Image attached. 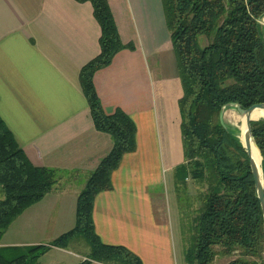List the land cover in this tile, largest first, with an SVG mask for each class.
I'll return each mask as SVG.
<instances>
[{"label": "crops", "instance_id": "crops-1", "mask_svg": "<svg viewBox=\"0 0 264 264\" xmlns=\"http://www.w3.org/2000/svg\"><path fill=\"white\" fill-rule=\"evenodd\" d=\"M106 1L122 43L132 49L97 70L93 84L106 114L121 110L132 119L136 148L112 172L111 188L95 196L94 230L104 244L126 247L142 264H179L182 95L161 0ZM100 35L89 1L0 0V118L31 163L55 176L50 191L16 218L23 216L22 239L0 246H48L39 259L56 254L41 264H108L90 259L86 240L85 253L68 249L75 237L50 246L74 228L78 195L113 146L111 136L96 129L80 84L82 67L100 53Z\"/></svg>", "mask_w": 264, "mask_h": 264}, {"label": "trees", "instance_id": "trees-1", "mask_svg": "<svg viewBox=\"0 0 264 264\" xmlns=\"http://www.w3.org/2000/svg\"><path fill=\"white\" fill-rule=\"evenodd\" d=\"M77 1L92 4L101 29L100 53L82 67L80 84L96 129L108 133L113 146L78 195L74 228L50 246H65L82 236L90 246L91 260L142 264L126 247L104 244L92 221L95 196L111 188L112 172L124 154L136 148L134 122L121 110L104 112L93 76L116 53L132 45L122 43L106 0ZM161 2L183 89L178 106L185 163L177 168L176 176L179 172L180 182L185 184L190 178L206 188L200 194L184 261L219 264L215 258L222 255L231 258L223 264H264L263 217L249 158L239 129L225 121L222 124L219 117L230 103L245 109L264 103V27L259 23L264 0ZM251 130L264 175V120L252 121ZM54 178L53 170L31 163L0 118V238L27 207L50 191ZM48 249L44 245L0 246V264H35Z\"/></svg>", "mask_w": 264, "mask_h": 264}, {"label": "rangeland", "instance_id": "rangeland-1", "mask_svg": "<svg viewBox=\"0 0 264 264\" xmlns=\"http://www.w3.org/2000/svg\"><path fill=\"white\" fill-rule=\"evenodd\" d=\"M161 4H162V2H161ZM179 87L181 90L180 93L182 95L183 89H182L181 82L179 83ZM233 113L239 115L238 112L234 108H227L224 111V116H223L224 121L231 124V125H234V126L240 125L243 127L242 120L238 121V120L233 119V117H232ZM176 170H178V169H176ZM169 175H170V173H166L164 175V179H165V182L167 185L170 183ZM176 184H177V187L179 188V190H178V188H176V189H177L178 210L180 211L179 212V214H180V216H179L180 232H179V229H176L175 250H176V254L178 256L179 264H181V261L184 259L185 249L191 243V237L193 234V228H192L193 227V219H194V216L196 215V210H197V208H199L200 203H201L200 194L206 192L205 191L206 188L203 185L196 184L190 178L186 181L185 184L180 182L179 172H178V176H176ZM162 186H164V185L161 184V188H162ZM183 186H185L186 190L182 189ZM178 191H180V192L178 193ZM0 197H1V192H0ZM171 199H172V197H171ZM170 209H171V215H172L173 223L175 224V222H174L175 205L172 202L170 203ZM22 236H23V216L20 219H15L10 224L8 229L1 236L0 241L3 243L8 242V241H12V242L13 241H19L20 239H22ZM74 240L75 241L72 242V244L69 246V248H68L69 250H71L74 253H85L86 251H88V245L82 236H77V237H75ZM55 254H56L55 251L48 253V255H46L44 258L37 260L35 264H41V262L45 263L47 261H50L53 259ZM229 259H231V258H228L226 256L224 257L222 255H218L215 258V262L219 263V264H223V263H226Z\"/></svg>", "mask_w": 264, "mask_h": 264}, {"label": "water", "instance_id": "water-1", "mask_svg": "<svg viewBox=\"0 0 264 264\" xmlns=\"http://www.w3.org/2000/svg\"><path fill=\"white\" fill-rule=\"evenodd\" d=\"M259 23L264 27V16L259 20ZM230 108H234L239 115L244 116L245 118V131H244V142H242L243 147L245 148V151L247 153V156L249 158V165H250V171L252 174L254 187L256 191L257 198L260 202V207L262 211V217H263V225H264V175L262 171V156L260 153L259 148L256 145V142L254 140L252 130H251V122L256 121L255 119H252V114L256 109H263L264 110V103H257L249 108L245 109L242 108L237 103H230L228 105ZM228 106H224L219 114L220 122L224 124V111L228 108ZM264 120V119H261ZM254 142L255 146L257 147L259 154H260V164L257 163L256 157L254 155V151L252 149L251 143Z\"/></svg>", "mask_w": 264, "mask_h": 264}, {"label": "bare ground", "instance_id": "bare-ground-1", "mask_svg": "<svg viewBox=\"0 0 264 264\" xmlns=\"http://www.w3.org/2000/svg\"><path fill=\"white\" fill-rule=\"evenodd\" d=\"M256 111H260V112H262V113H258V112H256ZM232 117H233L234 120H238V121H241V120H242V125H243V127L240 126V125H239V126L235 125V126H237V128L239 129V138H240L241 143H242V142H244L243 135H244V131H245V125H244V123H245V118H244V116L237 115V114H235V113H233V116H232ZM252 119H255L256 121H257V120L264 119V110H263V109H256V110L254 111V113L252 114ZM235 124H236V123H235ZM242 145H243V144H242ZM251 145H252V149H253V151H254V155H255V157H256L257 163L260 164V154H259V151H258L257 147L255 146L254 142H252Z\"/></svg>", "mask_w": 264, "mask_h": 264}]
</instances>
